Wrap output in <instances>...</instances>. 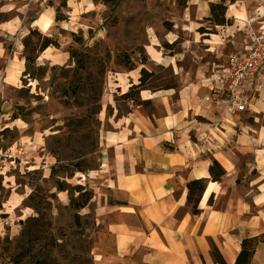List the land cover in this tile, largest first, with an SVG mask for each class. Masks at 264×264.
I'll return each instance as SVG.
<instances>
[{"label": "rangeland", "instance_id": "1", "mask_svg": "<svg viewBox=\"0 0 264 264\" xmlns=\"http://www.w3.org/2000/svg\"><path fill=\"white\" fill-rule=\"evenodd\" d=\"M219 2L0 0V264H95L96 248L111 237L95 213L92 176L101 168L108 117L130 108L122 94L139 83L143 69L149 73L143 91L149 93L178 89L182 75L208 61L218 64L222 77L231 56L264 37V0L229 5L233 22L224 27L206 20L211 3ZM41 3L60 18L48 33L32 27ZM46 38L59 48L41 52ZM29 55L36 59L30 66ZM17 61L24 67L6 83L9 64ZM250 95L252 102L256 94ZM219 106L210 125L223 137L226 126L264 132V119L253 112L231 115ZM261 160L239 151L231 184L239 191L232 197L251 202L264 186ZM58 181L85 187L92 201L76 210L69 192L60 197Z\"/></svg>", "mask_w": 264, "mask_h": 264}, {"label": "crops", "instance_id": "2", "mask_svg": "<svg viewBox=\"0 0 264 264\" xmlns=\"http://www.w3.org/2000/svg\"><path fill=\"white\" fill-rule=\"evenodd\" d=\"M43 18L50 22L48 31L41 28ZM55 21L54 9L41 3L32 27L48 33ZM23 67V61L10 63L6 83L15 82ZM217 67L209 61L197 66L181 76L178 89L141 91V100L150 102L152 110L130 104L128 114L116 111L108 117L111 130L103 136L101 168L92 176V189L98 222L111 240L96 248L95 264H216L213 247L226 264H235L243 240L264 233V186L254 190L251 202L232 197L239 187H231L239 151L250 152L258 163L264 158V132L245 134L226 126L223 137L211 127L223 96ZM251 99L248 112L264 119V81L260 94ZM213 160L225 171L219 182L211 181ZM200 179L207 185L201 213L194 216L187 185ZM59 195L65 197L64 192ZM250 264H264V243Z\"/></svg>", "mask_w": 264, "mask_h": 264}, {"label": "trees", "instance_id": "3", "mask_svg": "<svg viewBox=\"0 0 264 264\" xmlns=\"http://www.w3.org/2000/svg\"><path fill=\"white\" fill-rule=\"evenodd\" d=\"M73 1H79V0H73ZM236 1L237 0H220L219 3H211L210 17L207 18L206 20L209 23L214 24L215 26H219V27L231 26L233 21L227 18V11H228L229 5L235 4ZM180 4L183 5V0H180ZM56 20L58 21L60 20V18L57 17ZM200 31H204L202 32L203 34L207 33L205 30H200ZM33 33L35 32H31V34ZM52 47L59 48V44L49 38H46L40 47V51L45 52L48 48H52ZM35 61L36 59L34 58L33 55H29L26 57V62L28 66L33 64ZM130 69H133V68H130ZM148 75L149 73L143 69L141 71V78L139 80V83L132 85L129 91L122 94L121 96L122 100L132 105H135V106H143L145 108H149L150 102L143 101L140 98V93L141 91H143V87L145 85V82L147 81ZM129 112H130V109H128L125 114H128ZM125 114H122V115H125ZM75 169H77L76 172L83 171L81 170V168H78V167H76ZM209 172H210L212 182H219L221 178L225 175V171L223 170L221 165L216 160H213L212 164L210 165ZM54 173H56L55 168L53 169V174ZM206 185H207V180H204V179L191 181L187 185V189H188L187 202H188V205L191 207V211L194 216H197L201 213V210L199 209V204L203 196V193L206 190ZM56 188L60 193L69 192L70 204L76 210L85 209L90 204L93 198L92 193L83 186H76V187L71 188L65 182L58 181L56 184ZM71 191L78 193L79 194L78 198H75ZM31 197L32 196H30V198ZM210 202H212V198ZM78 220H79V216H77V221ZM261 243H264V233L260 236L247 238L243 240L241 244V252L238 255V258L235 264H250L258 246ZM213 256H214V260L216 264H226L225 260L220 255L216 247H213Z\"/></svg>", "mask_w": 264, "mask_h": 264}, {"label": "built area", "instance_id": "4", "mask_svg": "<svg viewBox=\"0 0 264 264\" xmlns=\"http://www.w3.org/2000/svg\"><path fill=\"white\" fill-rule=\"evenodd\" d=\"M264 78V37L253 38L250 46L242 54L231 56L222 71V92L224 98L218 104H224L228 114L248 112L250 93L260 94L261 80ZM2 83H0L1 89Z\"/></svg>", "mask_w": 264, "mask_h": 264}, {"label": "bare ground", "instance_id": "5", "mask_svg": "<svg viewBox=\"0 0 264 264\" xmlns=\"http://www.w3.org/2000/svg\"><path fill=\"white\" fill-rule=\"evenodd\" d=\"M40 25H41V28L44 31H48L49 28H50V22L47 19H45V18H43V19L40 20ZM13 74H14V72L13 71H10V73H9V79L10 80L13 78ZM210 190H211V188H210Z\"/></svg>", "mask_w": 264, "mask_h": 264}]
</instances>
